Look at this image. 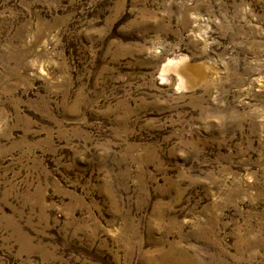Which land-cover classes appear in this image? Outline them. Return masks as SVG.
Masks as SVG:
<instances>
[{
    "label": "rangeland",
    "instance_id": "obj_1",
    "mask_svg": "<svg viewBox=\"0 0 264 264\" xmlns=\"http://www.w3.org/2000/svg\"><path fill=\"white\" fill-rule=\"evenodd\" d=\"M0 264H264V0H0Z\"/></svg>",
    "mask_w": 264,
    "mask_h": 264
}]
</instances>
